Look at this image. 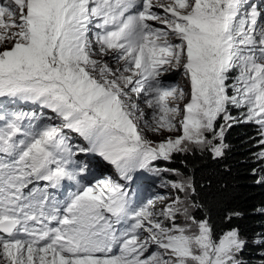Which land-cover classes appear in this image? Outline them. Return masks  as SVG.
<instances>
[{"label":"snow or ice","instance_id":"snow-or-ice-1","mask_svg":"<svg viewBox=\"0 0 264 264\" xmlns=\"http://www.w3.org/2000/svg\"><path fill=\"white\" fill-rule=\"evenodd\" d=\"M241 123L264 162V4L0 0V264H245L239 228L217 236L194 178L157 163L223 159ZM162 172L172 195L133 189Z\"/></svg>","mask_w":264,"mask_h":264},{"label":"trees","instance_id":"trees-1","mask_svg":"<svg viewBox=\"0 0 264 264\" xmlns=\"http://www.w3.org/2000/svg\"><path fill=\"white\" fill-rule=\"evenodd\" d=\"M257 140L256 127L241 123L226 132L225 142L230 147L223 159L196 153L176 156L171 163L157 162L161 168L177 169L194 178L204 205L194 214L197 218L206 215L217 236L239 228L249 242L242 254L245 264H264V247L254 243L264 237V214L257 211L264 208V183L256 182L264 176V162L256 156L261 150ZM229 213L240 215L229 221Z\"/></svg>","mask_w":264,"mask_h":264},{"label":"rangeland","instance_id":"rangeland-1","mask_svg":"<svg viewBox=\"0 0 264 264\" xmlns=\"http://www.w3.org/2000/svg\"><path fill=\"white\" fill-rule=\"evenodd\" d=\"M254 2L257 5L264 4V0H254ZM93 35H94V33H93ZM106 59H108V58H106ZM110 63L114 64V62H112V61H110ZM176 73L177 72H171L168 75H166L163 79L165 80V82L170 83V84H178V80L179 79H182V82H184V81L187 82L186 79L178 77L179 74L176 75ZM185 90L186 91L188 90V85H186V89ZM137 102L140 104L141 109H143L145 118L148 119L150 117L151 110L146 107V105L144 104L143 100H140V101H137ZM231 111H232V114L233 113H238V110H236V109H232ZM146 135H147V137L149 139L154 140L156 142H159V141L165 139L169 134L168 133H164L162 136H157V135L152 134L151 132H146ZM172 135H175V133H173ZM76 142H79L78 139H77ZM97 161H98L97 158H91V165H92L93 169L97 172V175L101 174L103 176H111L113 179H117L118 178V174L116 173L115 169L112 168V166L107 165V164H105L103 162H101L99 164ZM102 167H104V169H102ZM143 175H144V173H137L136 174L137 179H135L133 181V188H135V186L143 184L146 181V179L143 178ZM176 179H178V177L173 175L172 173H169V172H162L160 176H153V177L150 178V181L152 182V184L154 185V187L156 189L155 192L154 193H147L148 191L145 190V191H143L142 196L144 195L143 197L147 198V197H150V196H153V195H156V194L172 195V193L170 192L169 189L161 188V187H159V185L163 181L176 180ZM145 195H146V197H145ZM163 207H164V204H161V203H157V205H156L157 210H159V209H161ZM178 222H182V221H178Z\"/></svg>","mask_w":264,"mask_h":264},{"label":"bare ground","instance_id":"bare-ground-1","mask_svg":"<svg viewBox=\"0 0 264 264\" xmlns=\"http://www.w3.org/2000/svg\"><path fill=\"white\" fill-rule=\"evenodd\" d=\"M106 59V58H105ZM179 74V75H178ZM176 75H178V77H180V78H183V76H182V72H177L176 73ZM174 77V76H173ZM178 85L180 86V87H182V88H185L186 89V85H188V83L187 82H182V79H179L178 80ZM97 162H99V164L101 163L100 161H99V158H97ZM100 166V165H99ZM102 169H104V167H102ZM101 175V174H100ZM146 194V193H145ZM144 196V195H143ZM154 196V195H153ZM145 197H146V195H145Z\"/></svg>","mask_w":264,"mask_h":264}]
</instances>
